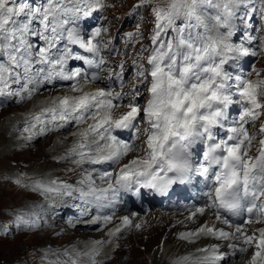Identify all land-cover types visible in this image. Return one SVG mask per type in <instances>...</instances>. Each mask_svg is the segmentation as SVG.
Here are the masks:
<instances>
[{
	"label": "snow or ice",
	"instance_id": "snow-or-ice-1",
	"mask_svg": "<svg viewBox=\"0 0 264 264\" xmlns=\"http://www.w3.org/2000/svg\"><path fill=\"white\" fill-rule=\"evenodd\" d=\"M254 0H170L167 7H153L156 17V30L151 37L155 45L147 57L150 68L138 69L136 79L151 78L148 92L150 99L143 108V119L148 127L146 135L147 154L143 160L135 159L119 168L113 178L111 172L99 176L107 187H97L92 175H85L79 181L86 188L71 189L69 185L57 188L36 183L33 187L44 192H60L63 188L67 195L78 191L88 204L96 207H109L121 190L152 189L164 193L173 184L183 183L189 174L199 173L207 176L211 172L214 186L205 193L211 203L209 208H223L233 215L246 210L249 219L242 224L264 223V138L259 140L258 155L249 157L255 135H250L249 127L264 115V78L256 72L255 81L236 77L235 91L231 73L225 65L240 56H255L257 52L245 47L243 43L233 42L237 30V21L241 12ZM151 0H141V7ZM208 3L217 10L211 19V25L198 14L197 6ZM264 5V0H260ZM104 7L103 0H46L41 7H33L29 0H0V93L8 90L9 95L24 99L31 98L33 92L43 83L54 79L73 81L71 90L82 93L78 96H62L49 109L51 121H61L60 127L69 122L76 126L93 121L84 131L78 133L80 143L70 150L79 159L77 164L101 165L106 162H119L132 153L134 144L118 139L112 128L135 129L141 118V107L129 100L127 111L119 119L113 120V112L125 107L121 95L113 96L110 91L97 90L85 92L78 85L83 82L95 84L101 79L98 74L89 78L80 68L68 70L69 61H82L85 65L100 68L104 64L101 56L103 27H95L83 34L80 22ZM181 17L185 21L195 19L196 26H203L204 33L193 37L185 36V28L176 21ZM191 27V25H188ZM171 29L176 33L166 43L161 41V33ZM140 34L137 33L138 37ZM33 38L43 42L35 48ZM133 34H129V39ZM249 41L256 37L248 36ZM62 42L63 47H59ZM70 46H78L89 55L76 54ZM146 50V49H144ZM264 51V44L261 45ZM143 51V50H142ZM127 53H125L126 55ZM98 58V59H97ZM123 70L124 65H119ZM123 71L117 79L123 83ZM13 85L19 88L12 91ZM32 86V87H30ZM139 88H133L124 96L135 97ZM239 104L238 119L229 120L228 109ZM39 121L40 117H36ZM35 127V125H33ZM217 130H223L224 137L217 138ZM28 131V129H25ZM44 128H40L43 133ZM150 133V134H149ZM141 133L136 132L139 139ZM264 136V124L259 128ZM95 138L94 148L85 141ZM198 143L205 145L202 160L197 164L193 160L192 147ZM171 174V175H169ZM19 183V181H17ZM55 184V182H53ZM251 198L248 200L247 198ZM193 219L203 215L205 208L190 209ZM112 215L104 216L105 223ZM218 223L235 232L217 230L202 225L194 233H182L181 239L190 236L211 235L215 239L242 240L244 245H254L255 252L250 264H264V228L259 229L258 237L246 234L241 224L233 225L228 219L216 216ZM122 226H130L128 217H123ZM136 227H140L137 225ZM121 232L117 227L110 235ZM192 242V241H190ZM234 247V245H230ZM201 251L208 252L205 257L208 264H218L223 260L219 249L213 247ZM240 252L248 248H240ZM185 259H188L185 257Z\"/></svg>",
	"mask_w": 264,
	"mask_h": 264
},
{
	"label": "rangeland",
	"instance_id": "rangeland-1",
	"mask_svg": "<svg viewBox=\"0 0 264 264\" xmlns=\"http://www.w3.org/2000/svg\"><path fill=\"white\" fill-rule=\"evenodd\" d=\"M111 1L109 9L110 24L121 21L122 19V22L124 23L123 29H125L128 24L130 27H135L136 24H138V29L145 35L146 41H150L156 27L155 22V24H152V17L150 15L152 11L150 10L149 13L147 8H143L142 10L140 8H136L132 2L139 0ZM202 7L204 9H208V11L202 10L198 6L197 11L204 17L205 21L211 25L214 23L211 18L216 15V13H214L216 10L210 4L207 5V3H202ZM247 8L249 11L246 13L245 17L248 23L251 21V30L248 33L242 34L239 30L243 29L242 26L237 25V30L233 39L238 38L236 43H243L244 46L248 48L251 41H253H249L247 39L248 36L256 37V39H254L256 42H261L264 38V5L260 3V0H254V2L249 4ZM132 10H137L141 13L138 19H133L132 17L128 19L126 18ZM245 17L241 15L242 20ZM130 20L133 21L129 22ZM186 23L190 24L191 20L184 22L179 27L185 28ZM236 23L238 24V21ZM201 27L203 28V26ZM150 33H152L151 36H149ZM187 35L188 32L185 29V36ZM259 68L258 72L261 74V78H264V54L262 55V60L259 63ZM9 109L11 110L12 107H8V110ZM14 111L15 110H11L10 112L8 111V113H4L0 118V142L2 143L1 137H3V133L5 131L8 135L5 138L7 139V143H9L10 147L8 149H4L3 146H0V222L2 221V224L0 223V229L5 230L4 234L0 233V264H63L64 260H59L61 256L57 254L55 249H47L55 241L50 238L52 237L50 233L38 232L37 234H31V231L33 230V225L31 223L36 214L35 208L37 207L38 209V204L40 203V201H38V197L32 194L33 190L29 184L30 181H32L31 172H33L34 169H42L44 172L40 170V173H47L44 168L53 162H51L52 154L49 152L51 149L50 145H53L54 143L52 140L51 143L44 141L38 145H34L33 147L31 146L29 149L24 151H13L11 141L12 139L15 141V137L9 135L5 128L2 129V126H6V124H8L6 121L9 115L11 118L16 115L13 113ZM21 112L23 111L21 110ZM262 124H264V115H262L260 119L255 122V125L251 126V128L255 132H259V128ZM259 137L261 138L262 136L259 135ZM26 180H29V183ZM17 181H19V183H17ZM27 215L29 218H27ZM16 218L18 221H22L18 222ZM10 221H12L15 224V227L18 228V230L16 229L12 234H10V229L6 227L11 223ZM156 222V226L161 228L163 223L159 224L158 221ZM149 229L146 231H139V236L137 238L136 235L134 238L131 236V240L126 241V245L125 243L123 244V253H125H121V255L118 256L119 258L117 257V259L110 264H147L149 262L146 260L148 256L147 253L152 251L154 252L158 248V244H165V238H161L162 234H150L149 232L154 230V228L150 227ZM166 230L169 232L168 226L166 227ZM250 232H252L251 229ZM139 238L141 239L139 240ZM59 241L65 242L66 239H59ZM166 241L171 244L168 239Z\"/></svg>",
	"mask_w": 264,
	"mask_h": 264
},
{
	"label": "bare ground",
	"instance_id": "bare-ground-1",
	"mask_svg": "<svg viewBox=\"0 0 264 264\" xmlns=\"http://www.w3.org/2000/svg\"><path fill=\"white\" fill-rule=\"evenodd\" d=\"M10 110V109H9ZM10 116V115H9ZM14 117V116H13ZM12 117V118H13ZM17 117V116H16ZM8 120V119H7ZM5 124V123H4ZM7 126H9L8 124H6V127L5 126H2V129H4L5 128V130H7ZM2 131H4V130H2ZM8 134H9V132H8ZM6 136H8L7 135V133L4 131V133H3V137H1V139H2V143L0 144V146L2 147H4V149H8V148H10L9 147V143H7L8 141H7V139L5 138ZM54 141V145H53V148L51 147V149H50V152L49 153H54L55 151H57L58 150V152L59 151H61L62 149H60L61 148V145H63V142L65 141V138L64 137H60L59 139H57V140H53ZM48 143V142H47ZM8 144V145H7ZM48 145V144H47ZM50 145V144H49ZM51 146V145H50ZM49 146V147H50ZM33 147V146H32ZM53 149H55V150H53ZM2 152V151H1ZM51 153V154H52ZM3 157H4V155H3ZM11 167V166H10ZM12 168V167H11ZM10 170V169H9ZM42 172H44V171H42ZM43 174V173H42ZM45 175H47L46 173H45ZM35 197V196H34ZM39 201V200H38ZM37 203V202H36ZM35 204V203H34ZM36 205V204H35ZM39 205V204H38ZM32 208V207H31ZM37 208V207H36ZM26 210H27V208H26ZM24 212V211H23ZM27 212V211H26ZM31 213V212H30ZM21 215V214H20ZM24 215V214H23ZM28 216V215H27ZM27 216H25V217H27ZM18 217V216H17ZM27 218H29V216L27 217ZM30 219H31V217H30ZM16 220H17V218H16ZM32 220V219H31ZM18 221V220H17ZM20 222L22 221V220H19ZM18 221V222H19ZM33 221V220H32ZM165 222H167L168 221V225L167 226H169V227H173V225H175V224H177L176 223V221H174V220H170V219H165L164 220ZM164 221H162L163 223H165ZM32 224V223H31ZM26 225V224H25ZM28 226H29V224H28ZM162 227L160 228V227H158V226H152V228H154V230H151L149 233L150 234H154V233H160V235L162 234V237H165L166 238V240L168 239L170 242H171V244L170 243H168L166 240V244L167 245H169V246H167V247H164V246H161L160 244H158L159 246H158V248L153 252H149V253H147V264H159L160 262H161V257L162 256H160V258H158L159 257V255H160V253H161V251L162 250H165V251H174V250H177L178 248H179V244H178V242H177V233H176V229H171L170 230V232H168L167 233V230H166V226L163 228V225H161ZM178 228H180V225H179V227ZM190 228V227H189ZM198 228H200V227H198ZM198 228H196L192 233H194V232H196V230L198 229ZM32 229V228H31ZM183 229H188V228H183ZM18 230V229H17ZM150 230V229H149ZM19 232V231H18ZM41 233V232H40ZM48 234V233H47ZM39 235V234H38ZM37 235V236H38ZM173 235H174V237H173ZM139 235L138 234H136V238L138 237ZM161 237V238H162ZM151 238V237H150ZM141 238H139V240H140ZM138 241V240H137ZM146 242V241H145ZM125 245H126V243H125ZM242 246H245L244 244H242ZM125 253V252H124ZM123 253V254H124ZM129 254V253H128ZM125 256V255H124ZM121 257V256H120ZM119 258V257H118ZM117 259V258H116ZM163 260V259H162ZM169 263L170 264H176V263H174V261H170L169 260ZM131 264V263H130ZM238 264H242V263H238ZM244 264H248L247 262H245Z\"/></svg>",
	"mask_w": 264,
	"mask_h": 264
},
{
	"label": "clouds",
	"instance_id": "clouds-1",
	"mask_svg": "<svg viewBox=\"0 0 264 264\" xmlns=\"http://www.w3.org/2000/svg\"><path fill=\"white\" fill-rule=\"evenodd\" d=\"M160 2L161 3H163V2H165V0H160ZM123 113H121V112H119L118 111V109L116 110V111H114L113 112V120H116V119H119L120 117H121V115H122ZM92 123H93V121H92ZM92 123H90V124H92ZM90 124H88V125H90ZM86 128H84L82 131H84ZM116 128L115 127H113L112 128V133H113V131L115 130ZM136 130V132H138V133H140L141 131H142V129L141 128H136L135 129ZM150 134V133H149ZM74 135H76L75 133H74ZM77 143H80V137H79V139L76 141V143L74 144V145H76ZM85 143L89 146V147H93L94 148V146H95V144L96 143H98V141L95 139V138H89L87 141H85ZM71 150V149H70ZM69 150V151H70ZM144 151V149H143V142L140 144V145H134V149H133V151H132V153H136V156L134 157V158H132L131 160H135V159H140V160H143L144 159V157H145V155H142L141 153ZM123 160V159H122ZM121 160V161H122ZM130 160V161H131ZM121 161L119 162V164L121 163ZM129 161V162H130ZM128 162V163H129ZM118 164V165H119ZM127 163H124V164H122V166H120V167H123L124 165H126ZM86 175H92L91 174V172H88Z\"/></svg>",
	"mask_w": 264,
	"mask_h": 264
}]
</instances>
